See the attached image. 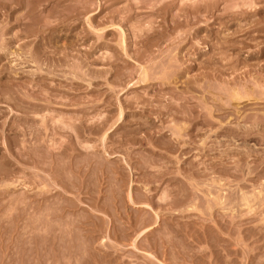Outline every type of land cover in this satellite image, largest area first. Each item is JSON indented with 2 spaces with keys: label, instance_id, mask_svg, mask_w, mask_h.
Returning <instances> with one entry per match:
<instances>
[{
  "label": "rangeland",
  "instance_id": "374dc122",
  "mask_svg": "<svg viewBox=\"0 0 264 264\" xmlns=\"http://www.w3.org/2000/svg\"><path fill=\"white\" fill-rule=\"evenodd\" d=\"M0 264H264V0H0Z\"/></svg>",
  "mask_w": 264,
  "mask_h": 264
},
{
  "label": "bare ground",
  "instance_id": "6f19581e",
  "mask_svg": "<svg viewBox=\"0 0 264 264\" xmlns=\"http://www.w3.org/2000/svg\"><path fill=\"white\" fill-rule=\"evenodd\" d=\"M15 4V3H14ZM23 4V3H22ZM11 5V4H10ZM158 5V4H157ZM185 5V4H184ZM16 6V5H15ZM5 7V6H4ZM157 7V6H156ZM155 7V8H156ZM6 8V7H5ZM153 9V8H152ZM8 10V9H7ZM148 26V25H147ZM146 26V27H147ZM142 28V27H141ZM148 70V69H147ZM39 86V85H38ZM33 109V108H32ZM162 110V109H161ZM32 114V113H31ZM166 115V114H165ZM79 117V116H78ZM29 119V118H28ZM43 119V118H42ZM190 119V118H189ZM44 120V119H43ZM80 122V121H79ZM70 123V122H69ZM74 123V122H73ZM18 126V125H17ZM24 127V126H23ZM26 128V127H25ZM24 129V128H23ZM48 129V128H47ZM180 129V128H179ZM185 129V128H184ZM57 131V130H56ZM19 132V131H18ZM33 132V131H32ZM36 133V132H35ZM37 134H38V132H37ZM90 134V133H89ZM34 135V134H33ZM35 136V135H34ZM173 136V135H172ZM177 136V135H176ZM244 136V135H243ZM247 136V135H246ZM34 138V137H33ZM50 138V137H49ZM247 138V137H246ZM177 141V140H176ZM8 145V144H7ZM27 145V144H26ZM34 146V145H33ZM83 146V145H82ZM52 148V147H51ZM86 148V147H85ZM29 149V148H28ZM25 150V149H24ZM21 152V151H20ZM184 152V151H183ZM19 155V154H18ZM131 155H133V154H131ZM259 175V174H258ZM192 176V175H191ZM257 176V175H256ZM152 177V176H151ZM201 177V176H200ZM243 190V189H242ZM244 193V192H243ZM248 193V192H247ZM250 193V192H249ZM248 193V194H249ZM210 195V194H209ZM181 196V195H180ZM243 196V195H242ZM246 195H244L243 196V198H241V200L242 201H245V202H247V203H249V197H245ZM257 196V195H256ZM255 196V194H254V197H256ZM259 196V195H258ZM130 197V196H129ZM238 197V196H237ZM250 197H251V195H250ZM181 199V198H180ZM253 199V198H252ZM231 200V199H230ZM251 200V199H250ZM181 201V200H180ZM254 202V201H253ZM231 203V202H230ZM229 203V204H230ZM252 203V202H251ZM237 204V203H236ZM250 204V203H249ZM252 205V204H251ZM249 209V208H248ZM253 209V208H252ZM251 208H250V210H252Z\"/></svg>",
  "mask_w": 264,
  "mask_h": 264
}]
</instances>
